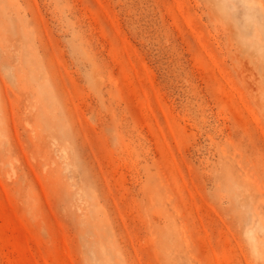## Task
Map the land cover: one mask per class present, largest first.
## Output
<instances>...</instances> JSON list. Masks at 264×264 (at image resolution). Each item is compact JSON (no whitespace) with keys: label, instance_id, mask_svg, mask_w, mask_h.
<instances>
[{"label":"rangeland","instance_id":"rangeland-1","mask_svg":"<svg viewBox=\"0 0 264 264\" xmlns=\"http://www.w3.org/2000/svg\"><path fill=\"white\" fill-rule=\"evenodd\" d=\"M0 264H264V0H0Z\"/></svg>","mask_w":264,"mask_h":264}]
</instances>
